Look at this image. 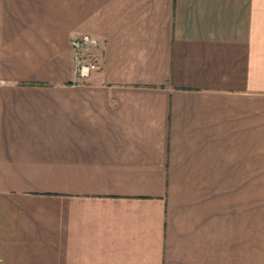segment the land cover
Instances as JSON below:
<instances>
[{
	"label": "crops",
	"instance_id": "obj_1",
	"mask_svg": "<svg viewBox=\"0 0 264 264\" xmlns=\"http://www.w3.org/2000/svg\"><path fill=\"white\" fill-rule=\"evenodd\" d=\"M0 264H264V0H0Z\"/></svg>",
	"mask_w": 264,
	"mask_h": 264
},
{
	"label": "built area",
	"instance_id": "obj_2",
	"mask_svg": "<svg viewBox=\"0 0 264 264\" xmlns=\"http://www.w3.org/2000/svg\"><path fill=\"white\" fill-rule=\"evenodd\" d=\"M71 70L77 79L87 78L99 64L101 41L93 34L83 32L69 38Z\"/></svg>",
	"mask_w": 264,
	"mask_h": 264
},
{
	"label": "rangeland",
	"instance_id": "obj_3",
	"mask_svg": "<svg viewBox=\"0 0 264 264\" xmlns=\"http://www.w3.org/2000/svg\"><path fill=\"white\" fill-rule=\"evenodd\" d=\"M74 35H75V34H74ZM71 36H73V35H71ZM71 36H70V37H71ZM70 37H69V38H70ZM69 38H68V41H69ZM67 45H68V44H67ZM68 51H69V60H71V57H70L71 54H70V48H69V46H68ZM71 71H72V70H71Z\"/></svg>",
	"mask_w": 264,
	"mask_h": 264
}]
</instances>
